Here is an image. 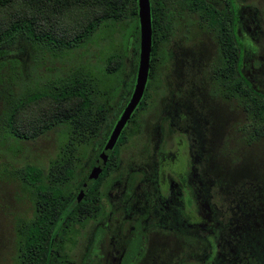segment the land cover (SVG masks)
I'll list each match as a JSON object with an SVG mask.
<instances>
[{
    "label": "flooded vegetation",
    "instance_id": "obj_1",
    "mask_svg": "<svg viewBox=\"0 0 264 264\" xmlns=\"http://www.w3.org/2000/svg\"><path fill=\"white\" fill-rule=\"evenodd\" d=\"M148 1L149 10L165 24L155 32L150 98L144 88L105 158L100 154L132 88L113 114L100 100L104 117L77 157V179L88 188L82 193L79 189L76 197L90 191L87 203L80 200L83 212L77 218L82 221L74 224L88 226L78 262L203 264L208 248L214 255L219 243L216 228L208 227L223 224L228 213L233 229H247L240 238L236 230L226 236L233 263L264 264V190L258 195L249 190L244 202L239 196H216L217 188H208L204 170L206 134H196L193 123V105L202 108V98H216L233 113L211 148L218 157L230 150L229 126L235 135L240 129L234 112L241 110L246 123L253 121L245 108V102H252L240 100V85L249 93L264 92V55L258 48L264 45V0ZM244 138H249L248 131ZM97 160L103 161L100 171L87 180ZM164 251H170L166 260ZM73 262L62 259L64 264Z\"/></svg>",
    "mask_w": 264,
    "mask_h": 264
},
{
    "label": "trees",
    "instance_id": "obj_2",
    "mask_svg": "<svg viewBox=\"0 0 264 264\" xmlns=\"http://www.w3.org/2000/svg\"><path fill=\"white\" fill-rule=\"evenodd\" d=\"M13 3L23 4L27 10L37 13L40 19L41 15L58 21L63 17L82 14L76 16L81 22L76 21L77 24L71 34L63 33L61 29L57 31L52 25L53 20L43 28L37 22V17L29 14L10 18L6 24L0 25V82L5 83L3 85L5 104L0 112V123L16 141L34 138L37 134L53 127L63 129L61 138L64 139L60 140L54 156L48 158L44 166L25 164L14 171L30 190L32 206L29 217L14 219L16 240L14 259L16 264H61L60 247L66 242L65 238L73 233L74 224L82 221L81 218H77L78 211L83 212L81 210L83 202L80 200H84V203L88 202L90 192L88 189L84 196L76 197V192L81 187V180L79 181L76 175L77 157L81 156L82 149L88 144L94 127L104 117L99 103L103 99L102 94L97 90L92 73L85 66L69 69L53 79L44 80L42 84H36L39 85V89L33 92L28 86L14 94L11 87L19 82L20 72L16 70L18 63L14 61L11 65V73L3 75L1 70L5 66V58L1 57L7 53L6 48L15 46L19 41L39 48L44 47L53 54L69 52L88 40L98 27L107 21L120 22L129 19L134 20L138 26L136 0H0V9L10 7ZM161 26L165 24L159 23L157 13L150 7L149 82L147 81L144 87V95H148L147 99L150 98L152 75L155 69L152 58V52L157 44L155 32L157 27ZM138 34L137 28L136 55L131 70L133 73L138 57ZM120 67L119 53L115 52L107 57L104 67L106 71L114 73ZM133 80L134 78L132 82ZM243 83L241 79V84ZM240 86V100L252 102L251 104L245 102L247 115L253 117V121L247 123V126H250L247 130L249 138H244V141L254 142L264 134V92L253 94L249 93L248 88ZM42 98L51 100L53 110L42 112L38 118H30L28 123L32 130L28 134L21 132L14 125L16 111ZM225 195L229 198V194L225 193Z\"/></svg>",
    "mask_w": 264,
    "mask_h": 264
},
{
    "label": "rangeland",
    "instance_id": "obj_3",
    "mask_svg": "<svg viewBox=\"0 0 264 264\" xmlns=\"http://www.w3.org/2000/svg\"><path fill=\"white\" fill-rule=\"evenodd\" d=\"M23 14L36 16L37 22L43 28L47 27L48 22L54 19L41 15L40 19L37 13L33 10H27L23 4L13 3L10 7L0 9V25L6 24L10 18H16ZM74 15L68 18L63 17L58 21L53 20V27L57 31L61 29L63 33L71 34L77 24L76 21L81 22V19L78 20L76 16H82V14ZM137 28L138 26H136L134 20L107 21L102 23L88 40L71 51L61 54H53L44 47L39 48L24 41H19L15 46L6 48L7 53L1 57L5 58V66L1 70V74H10L11 65L14 61L18 63V69L16 70L20 72L19 82L11 87L13 93L16 94L28 86V89L32 92L38 90L39 85L36 84H42L44 80L62 75L69 69L85 66L92 73L97 90L102 94V100L105 101L106 107L111 108L109 112L113 114L125 100L131 84L134 83L132 78H135V72L133 73L131 70L136 55ZM263 46L258 44L262 55H264ZM115 52L120 54L121 67L111 73L106 71L104 67L107 57ZM262 83L264 84L263 80ZM4 84V82H0V112L5 104ZM193 86L192 83V88ZM197 97L202 98L199 93H197ZM201 100L205 102L202 108L200 103L193 105V110L196 112V115L193 112V116L197 119L193 118V123L196 122L194 125L196 126L194 130L196 134L200 132L202 136L206 134L205 144L208 153L204 155L206 159L204 170L207 174L208 188L215 189L216 187L217 190L214 192L216 196L223 195L225 197V193L229 194L231 198L239 196L242 202L246 201L244 195H248L249 190H253L255 195L260 194L264 190V136L254 142H245L244 135L250 129V126H247V119L241 110L234 112L238 115L240 129L235 135L234 132L232 133L231 126H229L228 135L230 140L228 148L230 150L226 154L217 157L211 151V148L219 142L217 138L221 132L225 131L226 122L232 121L233 113L222 108L216 98H202ZM46 110H53L50 99L42 98L30 102L16 111L14 125L21 132L28 134L32 130L28 123L29 119L32 117L38 118ZM199 120L204 121V123L199 122ZM38 121L41 122L40 119ZM61 130L63 129L53 127L37 134L34 138L16 141L0 123V264H16L14 259L16 250L14 219L16 217H29L32 211L30 190L15 175L14 171L25 164L44 166L48 158L54 156L60 145V140H64L63 137L61 138ZM201 135L200 137H202ZM233 147L237 149L235 153L231 152ZM208 207L213 210V203L209 201ZM219 218H223L221 213ZM228 218L229 214L227 213L223 224L217 222L214 227H208L210 231L212 228H216L214 231L215 239L219 243L217 253L214 255L209 249L210 247L208 248L206 261L203 264H234L232 251L226 246V236L236 230V236L240 238L244 230L247 229H233V219L229 218L228 220ZM73 230V233L65 238L66 242L60 247L61 264H64L62 263L64 257H69L74 261L70 264H79L78 261L84 245L82 233L88 230V226L75 225ZM253 231L251 230V232ZM211 239L210 237L207 238L209 244L212 243ZM161 240L164 239L161 238ZM233 251H236V248ZM169 252L164 251L162 253L164 260L170 256ZM72 254L74 255L71 256ZM179 255L181 258L186 257L183 253ZM140 263L142 262L135 264Z\"/></svg>",
    "mask_w": 264,
    "mask_h": 264
},
{
    "label": "water",
    "instance_id": "obj_4",
    "mask_svg": "<svg viewBox=\"0 0 264 264\" xmlns=\"http://www.w3.org/2000/svg\"><path fill=\"white\" fill-rule=\"evenodd\" d=\"M137 6V21H138V57L136 63L135 78L129 99L124 106L119 118L115 122L111 133L104 145V150L100 154V157L105 158L107 152H109L115 139L117 138L122 126L129 118L131 112L135 108L139 99L142 96L145 83L148 75L149 68V56L151 50V27H150V10L148 0H136ZM98 161V160H97ZM102 160L98 161L91 169L87 180H93L100 171ZM87 184V183H86ZM83 184L80 188V193L85 191L87 185ZM89 185V184H88ZM86 186V187H85Z\"/></svg>",
    "mask_w": 264,
    "mask_h": 264
}]
</instances>
